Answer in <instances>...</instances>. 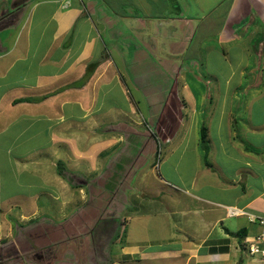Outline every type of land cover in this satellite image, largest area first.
Segmentation results:
<instances>
[{
  "label": "crops",
  "instance_id": "obj_1",
  "mask_svg": "<svg viewBox=\"0 0 264 264\" xmlns=\"http://www.w3.org/2000/svg\"><path fill=\"white\" fill-rule=\"evenodd\" d=\"M10 2L0 7L7 21L0 29V188L20 204L21 219L50 211L43 195L63 214L69 208L70 220L90 218L74 206L76 195L86 203L94 188L109 187L105 158L130 147L142 123L163 130L164 122L170 140L181 134L191 149L180 157L191 151L195 163L169 165L167 177L152 168L128 187L116 260L97 255L89 231L69 227L0 231V252L13 253L0 264H264L249 250L262 233L249 217L264 218V0ZM92 12L99 22L89 20ZM107 44L120 45L123 64L107 55ZM160 54L179 60L169 63L171 84ZM155 55L156 64H143ZM154 74L166 84L145 92L141 81ZM229 208L246 214L229 217ZM90 210L97 220L98 208Z\"/></svg>",
  "mask_w": 264,
  "mask_h": 264
},
{
  "label": "rangeland",
  "instance_id": "obj_2",
  "mask_svg": "<svg viewBox=\"0 0 264 264\" xmlns=\"http://www.w3.org/2000/svg\"><path fill=\"white\" fill-rule=\"evenodd\" d=\"M5 1L6 0H0V7L3 6V3ZM79 1L82 3L86 2V0ZM69 3L70 1L66 2L67 5ZM20 4H17V2L13 3L11 0V2L7 6L10 7L12 5H16L17 7H19ZM2 10H4V8ZM15 11L16 10L9 11L7 13V17H13L14 15L12 13L14 12L16 14L17 11ZM93 13L94 12H92L91 14L92 18L89 17V20L92 21L93 19L95 22H99L100 20H97L96 15H93ZM17 15L18 14H16V16ZM6 22V20H3L1 18L0 29L4 27V24H6ZM99 30L105 32L102 26L99 28ZM107 46L109 45L107 44ZM113 46L114 48H111L110 46L108 47V50H106L107 55L117 60L118 64H120L121 62L123 64L120 54H118V52L116 51L117 49L115 48V46L119 47L120 45L114 44ZM163 47L164 46L161 45V48ZM160 57L162 59L159 58L158 63L162 65L165 70H167V73L170 76L167 78H170L171 84V82H173V78L175 77L173 75L174 70L169 66V63L174 67L176 65V62L178 63L179 60H177L176 62L173 60L168 61L167 58H164V54H160ZM143 62L144 65L150 63L156 64L157 58L152 61L145 59ZM167 62L168 65H165ZM252 77L253 75H249L248 79H252ZM146 79L147 80L141 81V84L145 92L148 93L151 89L160 90L161 84H164V86L166 84V82L164 81L166 77L160 74L147 76ZM129 89L131 91V94L135 96L136 93L133 83L129 84ZM157 103L158 102H155V105ZM161 109L162 107L157 105L153 107L152 111L154 112V114H157L161 112ZM141 111L143 113L142 116H139V118L147 115L145 112L146 110L143 107H141ZM144 118L146 119L147 116H145ZM156 126V124L152 123H149V125L147 123H142V126H134L135 129L138 130L141 134L139 136L132 137V139L128 141L130 147L114 151L112 154H109L108 157H106L107 155L105 154L103 155V157H106L105 160H107L106 162H108L110 166L108 177L109 181H107V185H109V187L94 188L93 196L95 199L92 200V198H89L86 203L84 200H81V195L79 194H77L75 198L74 206L78 204V201L79 206L84 208L83 213L91 216L88 219H81L78 217L77 219L70 220L68 218L70 214L69 211H71L69 208V211L67 210V212L64 213V217V214L62 213V208L64 206L52 200V198L48 197L47 195L40 196L41 200L46 199L49 201L50 211L47 212V214L39 211L34 217H32V220L21 219L19 215L20 207H18L20 204L14 203L9 199V189L0 188V231H4L2 234H4L6 231H89V233L86 235V238L91 243L92 240L94 241V243H96V253L98 256L106 255V257H111L114 260L119 258V250L121 247L120 243L124 239L123 236L127 233V231H125V229L127 228L126 224L125 222L123 224L122 221V218L125 217V215L121 213V206L125 199L124 192L128 189V187H133L137 184L139 186L143 176L147 175L152 168H154L155 177H158L160 175L167 177L165 168H167L169 165L176 166L180 163L185 165L186 160L189 163L194 162L193 153H191V151H189L188 154L186 152L187 155L180 157L183 148H189V150L191 149V146L186 147L181 144L183 141L181 138V134L178 135L177 138L170 140L167 138L168 130L165 129L166 124L163 122V130L165 129L164 133H162L163 130L156 129ZM142 168L148 169V172L141 173L140 170ZM89 184L93 185L92 181H90ZM90 192V195L92 196V189L90 190ZM131 195L132 194H130V198ZM33 205L34 210L36 207L41 208L42 206L39 200L36 204ZM130 206L132 209L136 206V203L132 202ZM92 207L98 208L99 210V218L97 220H92V212L91 214L89 213ZM9 209H11V211H9ZM133 211L134 210L132 209V212ZM126 218L130 220L131 216L129 215V217L127 216ZM69 227L71 230H69ZM109 238L113 240V242H111L110 244H108ZM29 242L28 245L30 246H28L27 248H31V250H34L33 244ZM54 249L55 246L49 247L46 250L52 252L54 251ZM49 251L46 252L48 253V255L50 253ZM10 254L13 253L8 252L7 250L4 252H0V258L1 255L2 257H7ZM35 254L36 252L33 251L29 253L28 256H33ZM86 257L87 253H82V259L85 260Z\"/></svg>",
  "mask_w": 264,
  "mask_h": 264
},
{
  "label": "built area",
  "instance_id": "obj_3",
  "mask_svg": "<svg viewBox=\"0 0 264 264\" xmlns=\"http://www.w3.org/2000/svg\"><path fill=\"white\" fill-rule=\"evenodd\" d=\"M243 211L240 209L235 208H229L227 215L229 217H237L239 215H245ZM250 220L255 221L257 220L262 228V233L259 235L253 243L249 245V250L252 255H261L264 258V218L263 217H256L253 215H250Z\"/></svg>",
  "mask_w": 264,
  "mask_h": 264
},
{
  "label": "trees",
  "instance_id": "obj_4",
  "mask_svg": "<svg viewBox=\"0 0 264 264\" xmlns=\"http://www.w3.org/2000/svg\"><path fill=\"white\" fill-rule=\"evenodd\" d=\"M17 11V12H16ZM16 14L18 13V10L16 9ZM14 16L13 17H8L9 19H14L16 18V14L13 12L12 13ZM6 18V16H5ZM201 145H202V149L204 150L205 152V162L206 164H208V152H209V147H208V137H207V130L205 127L202 128L201 130ZM62 172V171H60ZM63 174V173H61Z\"/></svg>",
  "mask_w": 264,
  "mask_h": 264
}]
</instances>
